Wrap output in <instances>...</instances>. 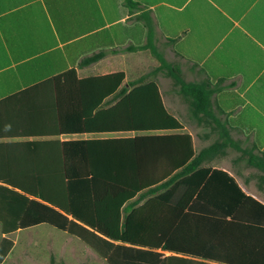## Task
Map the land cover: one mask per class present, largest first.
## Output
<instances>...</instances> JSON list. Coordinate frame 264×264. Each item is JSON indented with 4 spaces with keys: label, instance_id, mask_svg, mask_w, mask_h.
<instances>
[{
    "label": "trees",
    "instance_id": "trees-1",
    "mask_svg": "<svg viewBox=\"0 0 264 264\" xmlns=\"http://www.w3.org/2000/svg\"><path fill=\"white\" fill-rule=\"evenodd\" d=\"M157 58L152 77L127 86L123 73L79 79L70 71L53 81L73 92L56 93L58 129L49 136H128L26 143L30 171L0 173V264L14 249L10 235L40 225L107 264H264V203L204 166L215 145L196 154L157 76L173 79L196 119L212 117L214 92ZM246 161L264 184V155L247 150Z\"/></svg>",
    "mask_w": 264,
    "mask_h": 264
},
{
    "label": "crops",
    "instance_id": "crops-1",
    "mask_svg": "<svg viewBox=\"0 0 264 264\" xmlns=\"http://www.w3.org/2000/svg\"><path fill=\"white\" fill-rule=\"evenodd\" d=\"M157 57L214 92L212 117L196 119L189 108L183 119L157 76L196 154L215 145L204 166L264 203L262 173L246 161L247 150L264 155V0H0V173L30 171L26 143L127 137L49 136L58 129L56 93L73 92L53 81L70 71L123 73L127 86L152 77Z\"/></svg>",
    "mask_w": 264,
    "mask_h": 264
},
{
    "label": "rangeland",
    "instance_id": "rangeland-1",
    "mask_svg": "<svg viewBox=\"0 0 264 264\" xmlns=\"http://www.w3.org/2000/svg\"><path fill=\"white\" fill-rule=\"evenodd\" d=\"M158 77H161L166 103L172 105V99L175 98L178 106L175 112L183 119L189 116V101L180 94L173 79L164 74ZM170 90L176 94L170 96ZM10 238L14 242V249L3 264H107L77 238L48 225L17 232Z\"/></svg>",
    "mask_w": 264,
    "mask_h": 264
}]
</instances>
